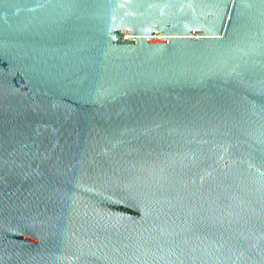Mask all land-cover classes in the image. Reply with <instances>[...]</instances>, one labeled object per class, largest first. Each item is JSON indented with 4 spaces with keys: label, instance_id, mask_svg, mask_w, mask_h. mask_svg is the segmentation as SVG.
I'll use <instances>...</instances> for the list:
<instances>
[{
    "label": "water",
    "instance_id": "obj_1",
    "mask_svg": "<svg viewBox=\"0 0 264 264\" xmlns=\"http://www.w3.org/2000/svg\"><path fill=\"white\" fill-rule=\"evenodd\" d=\"M0 264H264V0H0Z\"/></svg>",
    "mask_w": 264,
    "mask_h": 264
}]
</instances>
